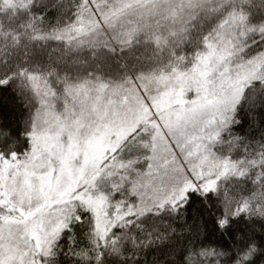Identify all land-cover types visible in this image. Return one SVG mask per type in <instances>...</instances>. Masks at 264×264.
<instances>
[{"label": "trees", "instance_id": "obj_1", "mask_svg": "<svg viewBox=\"0 0 264 264\" xmlns=\"http://www.w3.org/2000/svg\"><path fill=\"white\" fill-rule=\"evenodd\" d=\"M261 3L264 0H0V78L10 81L6 91L20 101L12 105L9 122L27 133L31 147L20 149L29 154L27 166L33 133L48 129L81 143L95 130L104 105L109 106L108 123L132 118L144 121L155 112L165 127L179 129L186 152L190 137L201 133L199 126L206 119L196 107L212 95H228L230 81L221 76L224 68L220 65L232 49L227 36L215 38L214 33L212 43L202 42L194 48L187 34L193 28V17L205 4L213 9L219 4L225 10L234 6L240 14ZM129 47L130 52H121ZM220 52L223 57L204 85L196 78L200 63L209 53ZM179 84L181 89H177ZM171 88L181 91L178 100L166 105L159 102ZM229 116L230 109L221 119L215 118L201 133V149L184 156L190 175L200 173L205 180L222 177L215 181L214 191L206 197L198 192L194 199L199 197L201 213L209 220L223 207L229 215L241 213L237 221L241 226L258 225L264 223V123L250 122L244 106L238 113L242 123L236 125L232 120L233 127L228 128ZM3 139L0 129V141ZM165 147L161 143V152ZM123 157L127 158L126 150ZM33 167L46 171V166ZM180 179L187 177L181 172ZM147 187H151L149 180H135L134 188L142 194ZM96 197L103 198L111 211L109 192L99 190ZM196 219H200L199 213ZM214 239L236 243L235 234L216 232ZM77 242L82 245L81 253L93 254L87 236ZM251 244L259 247L256 241ZM226 254L227 249L213 247L207 257L209 264H226ZM143 257L141 249L139 264H145ZM236 258L247 264L242 257ZM60 259L64 264H80L84 257L65 258L61 251ZM148 261H152L150 252ZM103 264L129 262L118 252L106 250Z\"/></svg>", "mask_w": 264, "mask_h": 264}, {"label": "snow or ice", "instance_id": "obj_2", "mask_svg": "<svg viewBox=\"0 0 264 264\" xmlns=\"http://www.w3.org/2000/svg\"><path fill=\"white\" fill-rule=\"evenodd\" d=\"M98 7L103 11V5ZM193 21L187 34L194 48L202 42L212 43L213 33L215 38L227 36L232 44L220 65L224 68L221 76L230 81L228 128L233 127L232 120L236 125L242 123L238 116L242 106L247 107L250 122L260 126L264 123V3L246 13L242 9L240 14L234 6L225 10L219 4L214 9L205 4ZM125 51L131 48H121ZM9 82L0 78V129L4 130L0 141V264H64L61 251L65 258L83 256L80 264H103L106 250L118 252L129 264H139L141 249L145 264H209L207 257L216 246L227 249L226 264H241L236 257L247 264L264 261V223L241 226L237 222L241 213L229 215L223 207L210 220L203 216L194 194L206 197L222 177L206 181L203 176L190 175L184 137L179 129L165 127L147 100L152 112L147 120L132 118L96 129L94 136L103 153H98L95 167L82 164L53 182L46 171L27 167L29 154L20 149L31 145L27 133L9 122L12 105L20 102L6 91ZM161 143L166 146L163 152ZM181 172L186 180L180 179ZM137 178L151 183L143 194L134 188ZM98 190L111 194L110 212L96 206ZM216 232L235 234L236 243L214 239ZM82 236L88 237L91 256L87 250L80 252L82 245L77 241ZM252 241L259 247H253Z\"/></svg>", "mask_w": 264, "mask_h": 264}, {"label": "rangeland", "instance_id": "obj_3", "mask_svg": "<svg viewBox=\"0 0 264 264\" xmlns=\"http://www.w3.org/2000/svg\"><path fill=\"white\" fill-rule=\"evenodd\" d=\"M222 57L223 52L209 53L207 57L201 61L200 64H202V68L198 71L196 78H201L199 81H201L204 85L208 84L206 78L211 73L213 67L219 63V60ZM181 87L182 85L179 84L177 89H181ZM180 95L181 91H173V88H171L162 94L159 98V102L166 105L170 100H174V102L177 101ZM228 99L229 95H212L201 105L196 107L195 110L204 112L206 118L204 123L199 126L201 133L205 127H210L212 122H215V118L221 119L223 114L230 109ZM108 107L109 106L104 105L102 111L97 115V125L95 130L81 143L80 140H75L70 135L61 137V135L57 132L52 133L48 129L42 130V132L39 131L38 133H33L31 135L32 149L29 158L30 163H28L27 167L31 169L37 164L39 167L46 166V176L51 177L53 182H55L56 177L62 173L67 174L71 171V169L78 168L82 164L86 163L90 168L95 167L98 159V153H103V147L99 138L94 136V133L97 128L108 124ZM109 115L111 117L110 113ZM201 133L190 137L189 149L186 151L187 155H193L201 149ZM54 167L56 168L55 175H53ZM200 175L201 174L198 173V176L195 178H199ZM98 193L99 190L97 191L96 196H98ZM96 206L100 208L101 212H103L104 209H108L110 212L109 207L106 206L103 198H96Z\"/></svg>", "mask_w": 264, "mask_h": 264}]
</instances>
